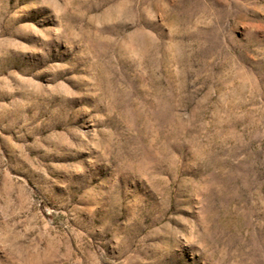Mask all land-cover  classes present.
<instances>
[{
	"label": "rangeland",
	"instance_id": "374dc122",
	"mask_svg": "<svg viewBox=\"0 0 264 264\" xmlns=\"http://www.w3.org/2000/svg\"><path fill=\"white\" fill-rule=\"evenodd\" d=\"M0 264H264V0H0Z\"/></svg>",
	"mask_w": 264,
	"mask_h": 264
}]
</instances>
